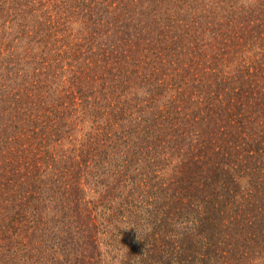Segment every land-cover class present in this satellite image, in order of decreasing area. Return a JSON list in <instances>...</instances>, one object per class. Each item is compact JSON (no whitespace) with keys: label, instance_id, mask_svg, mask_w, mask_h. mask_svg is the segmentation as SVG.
<instances>
[{"label":"trees","instance_id":"16d2710c","mask_svg":"<svg viewBox=\"0 0 264 264\" xmlns=\"http://www.w3.org/2000/svg\"><path fill=\"white\" fill-rule=\"evenodd\" d=\"M0 264H264V0H0Z\"/></svg>","mask_w":264,"mask_h":264}]
</instances>
